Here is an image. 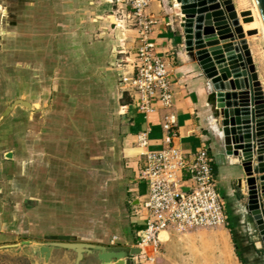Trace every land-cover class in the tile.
I'll return each mask as SVG.
<instances>
[{
	"label": "crops",
	"instance_id": "crops-1",
	"mask_svg": "<svg viewBox=\"0 0 264 264\" xmlns=\"http://www.w3.org/2000/svg\"><path fill=\"white\" fill-rule=\"evenodd\" d=\"M111 9V0H0V245L72 236L135 247L133 221L145 219L134 215V207L148 191L139 177V131L151 127L150 147L161 148L162 122L172 112L178 146L195 150L209 143L213 105L197 63L177 54L180 20L172 18L173 28L162 0H152L151 39L167 59L174 104L143 112L117 67L124 56L118 44L134 47L136 31L121 28ZM178 12L173 7V16ZM16 99L31 106L15 103L3 115ZM46 102L53 111L39 123L37 106ZM82 108L87 115L105 108L111 128H87L90 118L77 119ZM213 165L228 225L163 231L157 248L136 246L135 264H260L234 185L239 167L222 156Z\"/></svg>",
	"mask_w": 264,
	"mask_h": 264
},
{
	"label": "water",
	"instance_id": "water-1",
	"mask_svg": "<svg viewBox=\"0 0 264 264\" xmlns=\"http://www.w3.org/2000/svg\"><path fill=\"white\" fill-rule=\"evenodd\" d=\"M175 1L183 33L177 54L197 63L213 105L207 126L213 161L222 156L239 167L234 185L244 194L245 218L264 253V90L251 50L233 0ZM162 2L175 28L170 0ZM255 2L264 23V0ZM15 103L31 106L16 99L3 115ZM11 244L25 245L37 264H135L140 253L138 247L100 245L72 236Z\"/></svg>",
	"mask_w": 264,
	"mask_h": 264
},
{
	"label": "built area",
	"instance_id": "built-area-1",
	"mask_svg": "<svg viewBox=\"0 0 264 264\" xmlns=\"http://www.w3.org/2000/svg\"><path fill=\"white\" fill-rule=\"evenodd\" d=\"M151 2L111 0L116 23L136 31L137 44L132 49L120 44L118 52L124 56L117 60V67L120 82L132 92L134 102L143 112L155 110L161 104H174L167 59L156 52L151 39L156 24L149 11ZM162 128L165 143L159 149L150 147L151 127L139 131L136 140L141 161L139 177L148 187L146 198L134 207V215L145 219L144 223L133 221L135 245L139 247L157 248L160 233L170 229L188 231L229 222L227 201L219 190L209 146L202 143L195 150L178 146L174 141L177 121L172 112L165 116Z\"/></svg>",
	"mask_w": 264,
	"mask_h": 264
},
{
	"label": "rangeland",
	"instance_id": "rangeland-1",
	"mask_svg": "<svg viewBox=\"0 0 264 264\" xmlns=\"http://www.w3.org/2000/svg\"><path fill=\"white\" fill-rule=\"evenodd\" d=\"M174 3H175L174 0L170 1V5L173 6L175 9L179 10V12L178 14H174L173 17L178 18L180 20L181 14H180L179 6H178L179 4L176 2L177 6H174ZM233 3L235 5L239 23L243 29L245 38L247 39V43L251 50V55L253 57V62H254L255 68L257 70L259 79L261 81V84L264 90V28L258 16L255 2L254 0H233ZM111 12H112V9H111ZM114 18H115V15H114ZM115 21H116V18H115ZM122 23L124 24V22ZM176 24H177V21H176ZM121 43L123 42H120L117 48L120 47ZM127 47L132 49V47L128 45ZM120 55L123 56V54H120ZM52 108H53L52 102H48V103L46 102V103H43L42 105L37 106L36 112H37V116H39V121H40L39 123L45 122L48 119L50 113H52L53 111ZM88 112L89 110L86 108H82L80 112L79 111L76 112V113H79L77 114L78 115L77 119L79 120H84L81 115H83V117L90 118L92 127L88 126L87 128L89 129L97 128L99 130L111 128L113 124L111 122L112 118L108 115V112L106 111L105 108L103 111H100V113L93 114L92 112L87 115L86 113ZM62 114L65 115V113H62ZM55 119H58V118H55ZM106 123H109L110 125H107ZM39 125H42V124H39ZM57 125H59L60 127V123ZM73 161L76 162V160H73ZM240 192L241 191H238L237 194L241 196V198L243 199L244 194L241 192L243 194L242 195ZM247 234H248V240L251 243V245L249 246L252 247L254 251H256V254L254 255L255 256L258 255L256 258L257 261L258 262L260 261V264L261 263L264 264L263 249L261 248L259 244H257L258 239L256 237V233L251 232L250 234L249 233ZM22 240H30V241H36V242L45 241L43 239L36 240L34 238H25ZM11 243H14V242H11ZM11 243H10L11 246H4V245L0 246V264H37L33 254L25 245L13 246V244Z\"/></svg>",
	"mask_w": 264,
	"mask_h": 264
},
{
	"label": "bare ground",
	"instance_id": "bare-ground-1",
	"mask_svg": "<svg viewBox=\"0 0 264 264\" xmlns=\"http://www.w3.org/2000/svg\"><path fill=\"white\" fill-rule=\"evenodd\" d=\"M254 2H255V0H254ZM178 4H179V3H178ZM255 5H256L257 12H258V16H259V18H260V20H261V23H262V26H263V28H264V23H263V20H262L261 15H260V13H259V9H258V7H257L256 2H255ZM135 247H136V246H135Z\"/></svg>",
	"mask_w": 264,
	"mask_h": 264
},
{
	"label": "trees",
	"instance_id": "trees-1",
	"mask_svg": "<svg viewBox=\"0 0 264 264\" xmlns=\"http://www.w3.org/2000/svg\"><path fill=\"white\" fill-rule=\"evenodd\" d=\"M213 168H214V165H213ZM229 226H231V228H232V230H233V234H234L235 232H234V229H233V225L230 224ZM237 246H238V245H237Z\"/></svg>",
	"mask_w": 264,
	"mask_h": 264
}]
</instances>
